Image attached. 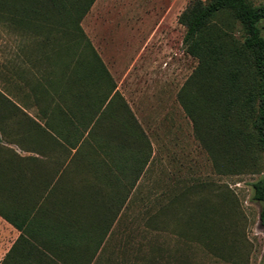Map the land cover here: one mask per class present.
Wrapping results in <instances>:
<instances>
[{"label": "trees", "instance_id": "obj_1", "mask_svg": "<svg viewBox=\"0 0 264 264\" xmlns=\"http://www.w3.org/2000/svg\"><path fill=\"white\" fill-rule=\"evenodd\" d=\"M95 1L0 0V23L19 36L22 63L17 75L32 98L19 101L17 94L0 90V129L11 126L20 145L29 144L38 153L44 146L50 156L64 158L53 169L54 176L70 174L28 180L21 188L47 189L42 205L64 211L42 209L25 226L29 213L0 207V215L21 231L5 264H18L15 254H78L82 259L74 264H91L98 253L114 255L107 251L110 238L153 157L150 137L82 29L81 21ZM223 13L240 24L241 40L231 25L217 22ZM181 20L187 26L184 43L199 58L181 101L216 168L225 164L228 169L222 171L235 172V167L257 160L261 176L252 183L253 199L263 202L264 226V2L193 0ZM30 42L36 49L27 50ZM31 63L38 69L27 72L32 75L28 77L23 65ZM21 106L36 108L44 126ZM16 167L19 172L21 166ZM41 170L39 163L32 166L33 173ZM190 194L184 189L180 200L185 202ZM198 202L199 214L193 204L184 206L180 222L185 229L195 224L204 235L207 212L204 202ZM166 207L169 213L171 203ZM153 248L144 259L150 264L158 258Z\"/></svg>", "mask_w": 264, "mask_h": 264}, {"label": "rangeland", "instance_id": "obj_2", "mask_svg": "<svg viewBox=\"0 0 264 264\" xmlns=\"http://www.w3.org/2000/svg\"><path fill=\"white\" fill-rule=\"evenodd\" d=\"M192 1L96 0L81 21L154 150L110 238L107 251L117 259L112 264H150L144 259L151 247L158 257L154 264H264L263 202L253 199L252 187L261 176L257 160L235 167V172L222 171L228 169L225 164L216 168L180 98L190 90L199 65L184 43L187 26L181 20ZM217 22L231 25L232 34L241 40L237 21L233 24L223 13ZM4 27L0 23V90L17 94L19 101L31 100L17 75L22 63L19 36ZM32 42L27 50L36 49ZM23 66L28 77L38 69L32 63ZM184 189L191 193L185 202L179 195ZM200 200L208 220L201 230L204 235L195 224L185 229L180 222L182 207L193 204L198 213ZM168 203L169 213L164 212ZM12 232L1 220L0 252L9 246Z\"/></svg>", "mask_w": 264, "mask_h": 264}, {"label": "crops", "instance_id": "obj_3", "mask_svg": "<svg viewBox=\"0 0 264 264\" xmlns=\"http://www.w3.org/2000/svg\"><path fill=\"white\" fill-rule=\"evenodd\" d=\"M118 90V87H116ZM119 91V90H118ZM15 101V100H14ZM16 102V101H15ZM17 103V102H16ZM20 105V103H17ZM22 107V106H21ZM31 117L36 118L43 126V120H39L36 117V112L29 111V108L22 107ZM5 132L6 136L4 135ZM14 129H11V126L4 127L2 130L0 129V207L3 210L7 209H17L18 211H22L25 213H29V219L26 221V225L32 218H35V214L42 209L46 211L49 209L64 211V207L61 206H48L42 205L44 196L48 195V190H40L36 191L31 189L28 185L26 189H21L23 185L28 182V180H45V179H58L60 176L70 177V174H61L53 172L55 166L62 165L61 161L64 158H54L50 156L48 148L43 146L41 153L35 151L29 144L20 145L18 142L14 140L15 133ZM63 142V141H62ZM73 152L75 149L72 150ZM34 157H38L34 159ZM35 163H39L41 165V173H33L32 166ZM17 164L21 167L19 172L17 170ZM52 171L49 173L48 171ZM74 176V175H72ZM20 182V183H17ZM19 184V185H17ZM26 186V185H24ZM0 219L7 223L10 229L13 231V238L9 243V246L4 249L3 252H0V264H5L4 259L7 253L11 250L15 242L21 235V231L6 220L4 217L0 215ZM0 220V221H1ZM16 262L18 264H50L49 259L52 260L51 264H74L72 262L79 261L82 258L78 254H68L63 257H58L57 255H42V254H30V255H19L15 254ZM87 259V258H86ZM83 258V260H86ZM114 256L112 254H102L98 253L92 258L91 264H104L102 262L113 260ZM64 261L71 263H63ZM12 262V258H11Z\"/></svg>", "mask_w": 264, "mask_h": 264}]
</instances>
